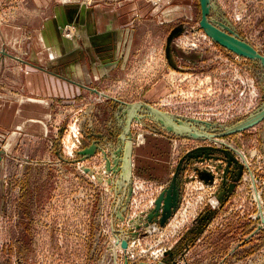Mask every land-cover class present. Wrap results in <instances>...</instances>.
Here are the masks:
<instances>
[{"label":"rangeland","instance_id":"rangeland-1","mask_svg":"<svg viewBox=\"0 0 264 264\" xmlns=\"http://www.w3.org/2000/svg\"><path fill=\"white\" fill-rule=\"evenodd\" d=\"M209 3L260 56L208 32L201 0L55 1L45 31L74 51L91 17L85 59L108 72L54 97L44 135L0 133V264H264V0ZM120 7L134 28L118 43L93 17ZM143 104L218 136L170 132Z\"/></svg>","mask_w":264,"mask_h":264},{"label":"crops","instance_id":"crops-1","mask_svg":"<svg viewBox=\"0 0 264 264\" xmlns=\"http://www.w3.org/2000/svg\"><path fill=\"white\" fill-rule=\"evenodd\" d=\"M8 1L0 0V16L11 8L17 10L11 19L0 22V133L21 127L33 137L44 135L52 111L51 100L91 84L108 71L100 64L103 62L93 64L85 59L91 48L88 45L92 37L91 17L82 19V46L64 53L57 36L45 31V25L49 27L51 23L50 18L58 14V7L54 6L56 0H30L27 5ZM9 5L11 7L7 8ZM126 12L125 7L104 12L97 10L93 18L98 23V32L111 29L109 31L117 34L118 43L122 41L124 33L129 36L134 28L129 23L131 15ZM70 18L74 19V15ZM122 27L127 28L122 30ZM49 28L55 30L53 24ZM19 130L9 135L12 150L19 141L22 132Z\"/></svg>","mask_w":264,"mask_h":264},{"label":"water","instance_id":"water-1","mask_svg":"<svg viewBox=\"0 0 264 264\" xmlns=\"http://www.w3.org/2000/svg\"><path fill=\"white\" fill-rule=\"evenodd\" d=\"M210 0H201L202 7H203V20H202V26L209 29L208 32H210L214 37L219 41L222 42L225 46H228L233 51H237L240 54H244L247 56L252 57H258L260 54L258 51L249 44H246L245 42L239 40L236 37H232L231 35H228L224 31H221L218 29L217 26H215L214 23H210L208 21L207 14L210 11ZM170 43V42H169ZM168 51L171 50L170 44L167 45ZM137 104H135L136 106ZM145 105V104H143ZM133 105V107H135ZM149 107L154 113H156L157 120L162 124V126L166 127V129L170 132L176 133V134H182L187 135L189 137H196V138H202V139H209V138H215L218 136L216 133H206L202 132L199 129H197L195 126L192 127L189 125L186 121L174 118L164 113L159 108L152 106V105H145ZM137 107V106H136ZM92 152V151H91ZM2 159V155H0V160ZM178 197L177 193V184L174 183L170 188L167 189V195L162 194L160 198L157 200L158 207H163V220L164 222L167 217L172 213L173 205H175L176 200ZM126 245V242H124V246ZM140 264H151L148 262H141Z\"/></svg>","mask_w":264,"mask_h":264},{"label":"flooded vegetation","instance_id":"flooded-vegetation-1","mask_svg":"<svg viewBox=\"0 0 264 264\" xmlns=\"http://www.w3.org/2000/svg\"><path fill=\"white\" fill-rule=\"evenodd\" d=\"M178 28H179V26L177 27V29L175 30V32H177ZM170 43H171V42H170Z\"/></svg>","mask_w":264,"mask_h":264},{"label":"bare ground","instance_id":"bare-ground-1","mask_svg":"<svg viewBox=\"0 0 264 264\" xmlns=\"http://www.w3.org/2000/svg\"><path fill=\"white\" fill-rule=\"evenodd\" d=\"M146 140V139H145Z\"/></svg>","mask_w":264,"mask_h":264}]
</instances>
